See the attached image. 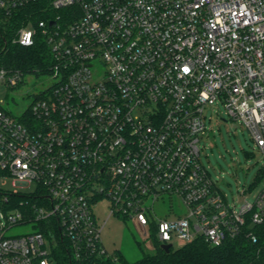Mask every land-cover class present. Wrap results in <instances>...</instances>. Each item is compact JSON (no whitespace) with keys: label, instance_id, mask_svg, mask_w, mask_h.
I'll use <instances>...</instances> for the list:
<instances>
[{"label":"built area","instance_id":"1","mask_svg":"<svg viewBox=\"0 0 264 264\" xmlns=\"http://www.w3.org/2000/svg\"><path fill=\"white\" fill-rule=\"evenodd\" d=\"M42 1L52 14L13 42L41 36L56 81L19 115L0 100V186L8 176L37 183L19 202L0 188V264H61L59 245L67 264L109 255L93 208L105 197L109 216L135 222L153 245L219 246L246 222L264 224V189L236 209L199 146L206 108L222 103L264 155V0H0L1 18ZM25 75L0 65L8 87ZM166 197L170 213L176 198L185 212L157 220ZM27 223L45 229L7 235Z\"/></svg>","mask_w":264,"mask_h":264},{"label":"rangeland","instance_id":"2","mask_svg":"<svg viewBox=\"0 0 264 264\" xmlns=\"http://www.w3.org/2000/svg\"><path fill=\"white\" fill-rule=\"evenodd\" d=\"M55 81L51 74L37 75L31 72L26 73L23 83L16 87H8L0 81V100L12 113L19 115L33 103L36 95L51 87ZM205 115L206 129L199 141L200 161L226 196L227 202L239 209L245 200L253 201L264 189V179L260 176L264 168V155L251 138L249 129L230 118L222 103L208 106ZM0 188L2 191L18 190L21 194L29 195L37 190V183L27 184L8 176ZM110 204V199L105 197L93 205L98 220L102 223L106 220L101 239L108 252L115 256L121 254L131 262L144 253H154L156 248L151 238H146L135 222L117 215L109 216ZM169 208H172V203L167 197L164 201L156 202L154 218L174 219L176 214L185 212V207L177 198L173 203L174 212L170 213ZM2 214L0 206V219L4 220ZM38 228L33 223L19 224L11 227L7 235L26 234Z\"/></svg>","mask_w":264,"mask_h":264},{"label":"trees","instance_id":"3","mask_svg":"<svg viewBox=\"0 0 264 264\" xmlns=\"http://www.w3.org/2000/svg\"><path fill=\"white\" fill-rule=\"evenodd\" d=\"M47 6V2H36L18 10L3 22L0 20V65L20 69L25 73L49 74L51 54L41 36H37L30 46L13 42L19 27L29 22L35 25L39 20L46 19L52 14L53 11L46 10ZM260 176L264 179V168ZM5 194L6 192L0 196L3 197ZM11 198L19 202L23 195L15 194ZM38 226L45 229L43 223ZM154 245L156 248L154 253H144L142 257L132 262L124 259L121 254L116 256L109 254L93 258L91 264H264V224L246 222L237 236L227 239L219 246L210 245L202 237L184 246L172 247L169 251H165L156 238ZM53 256L61 264L70 261V254L62 245L54 249Z\"/></svg>","mask_w":264,"mask_h":264},{"label":"water","instance_id":"4","mask_svg":"<svg viewBox=\"0 0 264 264\" xmlns=\"http://www.w3.org/2000/svg\"><path fill=\"white\" fill-rule=\"evenodd\" d=\"M161 246H162V248H163L165 251H169V250L172 248V244H171V243L162 244Z\"/></svg>","mask_w":264,"mask_h":264},{"label":"snow or ice","instance_id":"5","mask_svg":"<svg viewBox=\"0 0 264 264\" xmlns=\"http://www.w3.org/2000/svg\"><path fill=\"white\" fill-rule=\"evenodd\" d=\"M187 70V69H186Z\"/></svg>","mask_w":264,"mask_h":264}]
</instances>
